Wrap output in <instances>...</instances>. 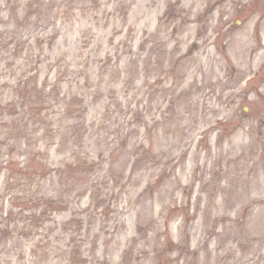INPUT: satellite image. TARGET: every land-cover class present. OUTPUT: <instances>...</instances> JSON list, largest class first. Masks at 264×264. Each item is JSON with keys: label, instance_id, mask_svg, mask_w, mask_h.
<instances>
[{"label": "rangeland", "instance_id": "1", "mask_svg": "<svg viewBox=\"0 0 264 264\" xmlns=\"http://www.w3.org/2000/svg\"><path fill=\"white\" fill-rule=\"evenodd\" d=\"M263 255L264 0H0V264Z\"/></svg>", "mask_w": 264, "mask_h": 264}, {"label": "bare ground", "instance_id": "2", "mask_svg": "<svg viewBox=\"0 0 264 264\" xmlns=\"http://www.w3.org/2000/svg\"><path fill=\"white\" fill-rule=\"evenodd\" d=\"M263 257H264V255H263ZM244 261H245L247 264H259V263H258V260L255 261V260H253V259H244ZM251 261H252V262H251ZM228 264H229V262H228Z\"/></svg>", "mask_w": 264, "mask_h": 264}]
</instances>
